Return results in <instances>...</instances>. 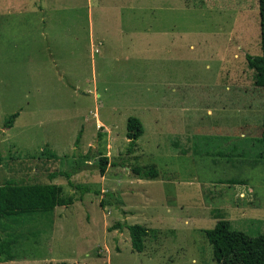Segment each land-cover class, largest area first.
I'll list each match as a JSON object with an SVG mask.
<instances>
[{
  "label": "rangeland",
  "instance_id": "374dc122",
  "mask_svg": "<svg viewBox=\"0 0 264 264\" xmlns=\"http://www.w3.org/2000/svg\"><path fill=\"white\" fill-rule=\"evenodd\" d=\"M261 53L258 0H0V185L60 190L51 213L3 219L2 264H216L219 220L264 233V88L246 59ZM74 169L105 194L50 179ZM118 222L156 229L144 252Z\"/></svg>",
  "mask_w": 264,
  "mask_h": 264
},
{
  "label": "trees",
  "instance_id": "16d2710c",
  "mask_svg": "<svg viewBox=\"0 0 264 264\" xmlns=\"http://www.w3.org/2000/svg\"><path fill=\"white\" fill-rule=\"evenodd\" d=\"M260 14V42L261 55L247 54L246 59L250 69L255 72V84L264 88V0H258ZM19 112L10 115L6 120L5 126L12 128ZM145 129L143 122L138 117H130L127 121V138L129 141L128 152L131 153L137 146L138 140L144 135ZM262 141L264 144V119L262 123ZM48 157L56 158V154L48 152ZM1 162V156H0ZM107 156L99 158L98 168L105 175L109 164ZM78 170V169H77ZM76 169L71 171H58L50 174V179L54 180L59 177L66 178L69 185L74 190L81 191L84 196L88 193L95 195L105 194L101 190L92 189L89 186L75 184L71 178L73 174L78 173ZM132 172L139 179H156L159 171L155 166H136ZM232 184L239 183V180H229ZM60 190L56 184H30L23 185L8 180L0 185V224L5 218L23 217L34 214H46L54 211L58 202ZM114 196L113 193H108ZM68 202L73 203L72 197ZM101 206L105 207L108 203L103 198ZM114 229L120 232L128 231L133 251L142 253L146 248V240L150 235L156 233V229L147 228L141 224H129L127 222H118ZM206 237L213 249V258L216 264H264V233L258 236H251L244 231L236 230L228 220H219L214 228L205 230ZM16 240L9 238L4 239L0 231V264L14 261L16 256L14 247ZM64 264V263H55Z\"/></svg>",
  "mask_w": 264,
  "mask_h": 264
},
{
  "label": "crops",
  "instance_id": "0c3cea01",
  "mask_svg": "<svg viewBox=\"0 0 264 264\" xmlns=\"http://www.w3.org/2000/svg\"><path fill=\"white\" fill-rule=\"evenodd\" d=\"M238 7H239V11H240V12L245 13V10L243 9V8H245L244 5H239V6H237V9H238ZM45 14L47 15V12H46ZM240 14H241V13H240ZM45 17H46V16H45ZM41 21H43V15H41ZM216 224H217V223H216ZM150 228L155 229L154 227H150ZM75 259H76V258H75ZM44 261L46 262V260H44ZM89 261H90V260H89ZM91 262H94V261L91 260ZM55 263H61V262H56V261H48V262H47V264H55ZM62 263H64V264H80V262L77 261V260H75L74 263L69 262V261H65V262H62ZM83 264H84V263H83Z\"/></svg>",
  "mask_w": 264,
  "mask_h": 264
}]
</instances>
